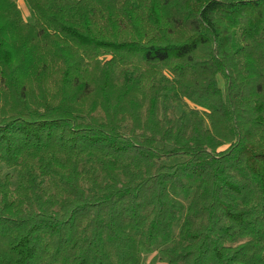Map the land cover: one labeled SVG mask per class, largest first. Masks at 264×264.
Wrapping results in <instances>:
<instances>
[{
    "label": "trees",
    "instance_id": "1",
    "mask_svg": "<svg viewBox=\"0 0 264 264\" xmlns=\"http://www.w3.org/2000/svg\"><path fill=\"white\" fill-rule=\"evenodd\" d=\"M23 2L0 264H264V0Z\"/></svg>",
    "mask_w": 264,
    "mask_h": 264
},
{
    "label": "rangeland",
    "instance_id": "2",
    "mask_svg": "<svg viewBox=\"0 0 264 264\" xmlns=\"http://www.w3.org/2000/svg\"><path fill=\"white\" fill-rule=\"evenodd\" d=\"M16 3L21 11L22 17L27 20L29 18V12L27 10V6H25L23 0H16ZM2 168L3 170L5 169L4 167ZM151 260H158L157 250H153L152 252L144 254L145 263Z\"/></svg>",
    "mask_w": 264,
    "mask_h": 264
}]
</instances>
